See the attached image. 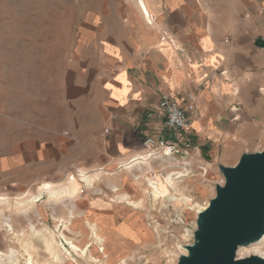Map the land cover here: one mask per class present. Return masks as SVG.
<instances>
[{
	"label": "crops",
	"instance_id": "crops-1",
	"mask_svg": "<svg viewBox=\"0 0 264 264\" xmlns=\"http://www.w3.org/2000/svg\"><path fill=\"white\" fill-rule=\"evenodd\" d=\"M74 25L67 115L48 129L23 127L2 153L0 176L14 193L46 195L44 184L70 175L81 190V175L93 173L113 193L119 165L158 149L160 130L179 157L219 169L264 138V0H78ZM163 93L182 108L195 97L179 137L156 113ZM106 195L66 198L99 213L115 204Z\"/></svg>",
	"mask_w": 264,
	"mask_h": 264
},
{
	"label": "rangeland",
	"instance_id": "rangeland-1",
	"mask_svg": "<svg viewBox=\"0 0 264 264\" xmlns=\"http://www.w3.org/2000/svg\"><path fill=\"white\" fill-rule=\"evenodd\" d=\"M77 2L0 0V159L23 127L48 129L60 125L61 118L68 113L66 67L73 46ZM263 149L264 138L248 154ZM150 153L145 163L121 173L118 184L121 193L104 192L97 185L99 175L94 178L98 179L94 186L93 183L87 186L92 187L90 190L82 188L84 193L101 196L106 193L107 198L111 197L115 204L109 212L94 213L88 208L83 213L77 212L67 198H76L81 190L56 199L39 192L18 195L4 185L0 176V197L6 199L0 202V264H25L28 256L23 250L25 245L33 264H177L185 254L184 246L196 241L198 207L206 205L215 195L216 186L224 183V177L218 162L207 161L212 164L209 168L202 160L193 164L178 153L174 161L165 163L160 150L155 148L140 154ZM201 157H205L203 153ZM183 160L186 166L181 164ZM178 171L186 174L176 178L173 187L162 188L163 196L154 194L147 179L159 182ZM73 180L79 183L70 175L55 189L72 185ZM31 196H37L34 206L19 207L18 201ZM80 216L93 218L95 229L85 224V231L79 232L70 224ZM7 220L12 230L6 226ZM61 231L68 240L83 246L85 254L72 251ZM95 232L100 233L99 238L94 236ZM97 244L104 248L100 257L93 253ZM262 252L264 239L240 246L236 258ZM95 255L98 258L94 261Z\"/></svg>",
	"mask_w": 264,
	"mask_h": 264
},
{
	"label": "water",
	"instance_id": "water-1",
	"mask_svg": "<svg viewBox=\"0 0 264 264\" xmlns=\"http://www.w3.org/2000/svg\"><path fill=\"white\" fill-rule=\"evenodd\" d=\"M224 183L199 213L196 241L177 264H264L252 255L236 258L240 246L264 235V149L243 154L232 166H220Z\"/></svg>",
	"mask_w": 264,
	"mask_h": 264
},
{
	"label": "bare ground",
	"instance_id": "bare-ground-1",
	"mask_svg": "<svg viewBox=\"0 0 264 264\" xmlns=\"http://www.w3.org/2000/svg\"><path fill=\"white\" fill-rule=\"evenodd\" d=\"M152 154L150 153V154H137V156H132V158L131 159H129L128 161H125V162H123V163H121L120 165H119V168H118V170L121 172V173H126V172H130L132 169H133V167L135 166V165H137V164H141V163H145L147 160H148V158H149V156H151ZM175 174H178L176 177H173V175H175ZM186 173L184 172V171H178V172H175V173H169L167 176H165L164 178H163V180L162 181H153V180H151V179H147V181H148V185H149V187L151 188V190L154 192V194H158V195H160V196H163L164 195V191L162 190V188H165L166 190H167V187L168 186H174V183H175V180H176V178H178V177H180V176H182V175H185ZM98 175H99V173H94V174H89V175H86V174H83V175H81L82 176V180L85 182V184H86V186H90V185H92V183L94 182V178L95 177H98ZM80 176V175H79ZM80 176V177H81ZM71 183H73L72 185H65V186H63V187H61V188H59V189H55V188H52L51 186H50V184H44V186H43V189L45 188L46 190V194L48 195V197L49 198H53V199H56V198H62L63 196H69V195H74L76 192H78V191H80V185H79V183L78 182H76V181H74L73 180V182H71ZM130 186V185H129ZM133 187V186H132ZM113 188V192H118V191H120L119 193H121L122 192V188L121 187H119L118 185H116L115 187L113 186L112 187ZM141 191V190H140ZM130 192V191H129ZM39 194H40V192H39ZM129 194V193H128ZM36 195V194H35ZM143 195V194H142ZM215 196V195H214ZM213 196V197H214ZM36 197L37 196H31V197H29L28 199H26V200H21V201H18V205H19V207H23V208H26V207H31V206H34L35 205V203H36ZM126 197H128V196H126ZM126 197H125V199H126ZM120 198H123L122 196L120 197ZM133 199V198H132ZM6 199L4 198V197H0V202H4ZM112 201H114V200H112ZM140 201H141V199H140ZM210 201V200H209ZM209 201L207 202V204L206 205H204V206H202V207H198V213H202V212H204L205 211V209L207 208V206H208V204H209ZM136 203V202H135ZM132 205V204H131ZM113 207V206H112ZM120 207V206H119ZM116 208V207H115ZM119 209V208H118ZM113 210V209H112ZM119 210H117V212H118ZM124 211V210H123ZM124 214V213H123ZM105 215H107V214H105ZM93 216V215H92ZM72 217V216H71ZM100 217V216H99ZM110 217V216H109ZM104 218V217H103ZM108 218V217H107ZM102 223V222H101ZM5 224H6V226L10 229V230H12V225L10 224V221L9 220H7L6 222H5ZM70 224L71 225H73L79 232L81 231V232H84L85 231V224L89 227V228H91L92 230H94L95 229V226H96V224L94 223V220H93V218H89V217H86V216H80V217H78V218H76V222H73V221H71L70 222ZM106 225V224H105ZM104 226V225H103ZM69 228V226H65V228ZM99 227V226H98ZM102 227V226H101ZM113 227V226H112ZM111 227V228H112ZM118 227V226H117ZM116 227V228H117ZM109 228V227H108ZM97 229V228H96ZM30 230L32 231V233L34 234L35 233V230H34V227H33V225H31L30 226ZM67 230V229H66ZM99 230V229H98ZM113 230V229H112ZM68 231V230H67ZM106 231V230H105ZM108 232V231H107ZM113 232V231H112ZM148 232V231H147ZM60 233V235L62 236V238H64L65 239V241L68 243V245H69V248L72 250V251H74V252H76V253H78L79 255H84L85 254V248L83 247V246H81L79 243H76V242H74L73 240H68V238L65 236V234H64V232L63 231H61V232H59ZM66 233V232H65ZM96 233V232H95ZM102 233V232H101ZM23 234V233H22ZM92 234H93V232H92ZM151 234V233H150ZM67 235V234H66ZM85 235V234H84ZM19 236V235H18ZM94 236H96V238H99L100 237V233L99 234H97L96 233V235H94ZM83 237V236H82ZM146 237V236H145ZM103 238V237H102ZM101 239V238H100ZM264 239V235L262 236V238L260 239V240H258V241H256V242H254V243H252V244H255V243H258V242H260V241H262ZM95 240V239H94ZM99 240V239H98ZM139 240H140V238H139ZM95 242V241H94ZM100 242V241H99ZM95 243H97V242H95ZM117 243V242H116ZM27 244V243H26ZM106 245V244H105ZM104 245V246H105ZM119 245V244H118ZM114 246V245H113ZM107 247V246H106ZM28 245H25V247H24V252L28 255L27 256V258H26V263L27 264H33L32 263V258H31V256H30V253H29V250H28ZM239 248V247H238ZM238 248H237V250H238ZM22 250V249H21ZM104 248H103V246L101 245V244H97V245H95V247H94V249H93V253H95V254H98L99 255V257H100V255H102L104 252ZM118 251V250H117ZM116 251V252H117ZM184 251H185V254L184 255H189V251L187 250V248H186V246H184ZM90 253V252H89ZM106 253V252H105ZM0 254H2L1 252H0ZM110 254V253H109ZM115 254V253H114ZM120 254V253H119ZM259 254V253H258ZM257 255V254H256ZM23 256V255H22ZM33 256V255H32ZM111 256V255H110ZM114 256V255H113ZM258 256H261V257H263L264 258V253L262 252L260 255H258ZM117 257V256H116ZM97 256L95 255V256H93L92 257V259H94V261L95 260H97ZM114 258V257H113ZM25 262V261H24ZM120 262V261H119ZM25 263V264H26ZM122 263V262H121ZM49 264V263H48Z\"/></svg>",
	"mask_w": 264,
	"mask_h": 264
},
{
	"label": "built area",
	"instance_id": "built-area-1",
	"mask_svg": "<svg viewBox=\"0 0 264 264\" xmlns=\"http://www.w3.org/2000/svg\"><path fill=\"white\" fill-rule=\"evenodd\" d=\"M188 104L186 108H182L177 100L175 94L163 93L157 103L156 113L162 119L164 128L171 131L175 137H179L183 131H186L189 127V115L187 113L193 111L195 108V97L193 94L188 93L186 95ZM105 133L109 132L108 128L104 129ZM157 147L160 150V157L164 158L165 163L174 161L175 155L180 153V149L176 144L167 143L166 139L162 135L160 130L157 136ZM182 165L186 164L181 162ZM81 194H85L81 189Z\"/></svg>",
	"mask_w": 264,
	"mask_h": 264
}]
</instances>
